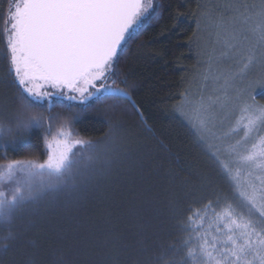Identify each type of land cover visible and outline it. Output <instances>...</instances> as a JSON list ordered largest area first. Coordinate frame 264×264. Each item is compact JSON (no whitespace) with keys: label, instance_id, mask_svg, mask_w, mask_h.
Instances as JSON below:
<instances>
[{"label":"trees","instance_id":"obj_1","mask_svg":"<svg viewBox=\"0 0 264 264\" xmlns=\"http://www.w3.org/2000/svg\"><path fill=\"white\" fill-rule=\"evenodd\" d=\"M9 3L0 0V126L10 129L0 137V164L46 160L47 141L64 121L75 136L109 138L111 153L87 181L17 209L0 226V264H196L187 256L196 247L186 231L192 211L210 204L211 218L228 205L243 208L233 180L178 113L196 64L202 0H156L153 19L119 61L115 86L126 77L131 100L120 101L125 114L116 133L108 122L113 99L33 105L41 124L17 127L21 89L2 31ZM256 99L264 105V89ZM10 230L15 239L5 240Z\"/></svg>","mask_w":264,"mask_h":264},{"label":"snow or ice","instance_id":"obj_2","mask_svg":"<svg viewBox=\"0 0 264 264\" xmlns=\"http://www.w3.org/2000/svg\"><path fill=\"white\" fill-rule=\"evenodd\" d=\"M242 7V12L236 9L238 17L232 23L239 19L248 25L255 16V23L247 29L251 36L236 28L229 30L230 22L224 17L218 22V36L223 43L220 56L239 57L240 64L238 72L224 77L225 85L237 75L243 76L254 64L264 63V51L257 54V49L264 50V5L251 15L248 6ZM158 9L156 0H10L2 31L10 71L21 89L17 127L39 126L44 117L32 110L33 105L47 100L51 110L52 98L60 96L80 104L113 99L109 127L112 133L122 129L125 113L120 101H130L131 96L126 77L119 80L124 87L115 86L120 75L119 61ZM210 109L211 105L203 104L198 109L202 130L211 119ZM243 111L247 114L245 135L257 123L264 124V106L245 104ZM6 131L10 129L0 126V137ZM71 135L68 121H64L47 142L48 155L43 163L16 160L0 165V183L16 181L10 198L0 191V226L10 225L16 210L26 203L87 181L97 161L92 156L74 159L73 148L81 145L88 149L93 142L73 141ZM240 159L246 166L264 172V137ZM17 174H22L23 179ZM240 195L250 205L247 215L228 205L209 218V204L203 211L193 210L188 217V242H194L196 247H188L187 256L196 264H264V192L249 184ZM253 210L262 218L259 224L251 216ZM4 239H15L11 230ZM9 246L4 245L5 251Z\"/></svg>","mask_w":264,"mask_h":264},{"label":"rangeland","instance_id":"obj_3","mask_svg":"<svg viewBox=\"0 0 264 264\" xmlns=\"http://www.w3.org/2000/svg\"><path fill=\"white\" fill-rule=\"evenodd\" d=\"M262 5H264V0H202L200 23L192 41L195 49L196 64L189 77L186 93L178 106L180 116L191 126L201 143L233 180L243 207L241 210L234 209L238 213L243 212L246 215L249 214L250 205L240 193L246 190L249 184L254 185L258 192H264V172L257 168L246 166L240 157L251 150L253 143H257L261 137H264V124L257 123L255 128L245 135L244 123H246L245 116L247 114L243 111V107L245 104L264 106L256 99L257 94L264 89V63L254 64L243 76L237 75L228 85H225L224 77L238 72L240 64L239 57L220 56V52L223 50V43L218 36L220 31L218 22L221 17H224L230 22L229 30L236 28L251 36L252 34L247 32V29L252 23H255L256 17L252 16V20L248 25L242 24L239 19L232 23L233 18L238 17L236 9L239 8L242 12L244 11L242 6H248L250 9L248 14L251 15L258 11ZM261 51L264 50L257 49L258 56ZM109 83H111V80H109ZM53 100L80 104L78 101H68L60 96L53 97ZM44 102L48 101L45 100ZM89 102L91 101L80 105H86ZM201 104L205 107L211 105V119L207 128L203 130L199 127L198 119V109ZM71 134L73 141L93 142L91 148L88 149L81 145H76L73 148L74 159L82 160L88 156L94 157L97 163L92 170H97L100 166L106 164L104 155L111 153L107 149L105 150L107 148L105 144L110 146L107 144L109 138L103 141L99 140L100 143H96L98 140H88L75 136L72 132ZM52 136L48 141L52 139ZM35 161L43 163L45 160ZM7 163L9 162L2 164ZM17 178L23 179L22 174H17ZM15 187V180L0 183V191L5 192L9 198ZM71 187L70 185L60 191ZM251 216L257 224L261 222L262 218L255 210L252 211Z\"/></svg>","mask_w":264,"mask_h":264}]
</instances>
